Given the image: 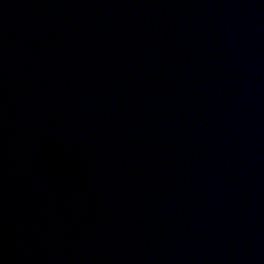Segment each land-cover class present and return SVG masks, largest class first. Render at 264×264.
<instances>
[{
  "label": "water",
  "instance_id": "95a60500",
  "mask_svg": "<svg viewBox=\"0 0 264 264\" xmlns=\"http://www.w3.org/2000/svg\"><path fill=\"white\" fill-rule=\"evenodd\" d=\"M0 264H264V0H0Z\"/></svg>",
  "mask_w": 264,
  "mask_h": 264
}]
</instances>
